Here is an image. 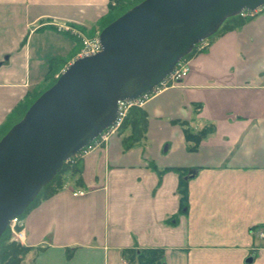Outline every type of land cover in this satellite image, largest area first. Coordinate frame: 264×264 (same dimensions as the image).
<instances>
[{
	"label": "crops",
	"instance_id": "0c3cea01",
	"mask_svg": "<svg viewBox=\"0 0 264 264\" xmlns=\"http://www.w3.org/2000/svg\"><path fill=\"white\" fill-rule=\"evenodd\" d=\"M110 1L0 0V132L97 35ZM189 60L181 82L145 98L140 144L110 133L27 212L28 261L126 264V249L162 248L161 264H264V6ZM182 123L213 131L190 150ZM177 170L189 177L184 212Z\"/></svg>",
	"mask_w": 264,
	"mask_h": 264
},
{
	"label": "water",
	"instance_id": "95a60500",
	"mask_svg": "<svg viewBox=\"0 0 264 264\" xmlns=\"http://www.w3.org/2000/svg\"><path fill=\"white\" fill-rule=\"evenodd\" d=\"M264 0H141L98 34L0 138V238L64 163L117 119L118 101L158 88L176 63L229 17Z\"/></svg>",
	"mask_w": 264,
	"mask_h": 264
},
{
	"label": "trees",
	"instance_id": "16d2710c",
	"mask_svg": "<svg viewBox=\"0 0 264 264\" xmlns=\"http://www.w3.org/2000/svg\"><path fill=\"white\" fill-rule=\"evenodd\" d=\"M131 1L132 0H111L109 4V9L111 11L116 6L117 7L120 6L123 8L124 5H127V7H125L120 12V14L117 15L119 16L122 13H124L126 10H128L130 7L140 2L141 0L134 3H131ZM117 16L108 20V22H106V24H103L102 27L106 26ZM248 19L250 18H242L239 15L229 17L222 23V25L217 30V32H215L207 39H211L213 36H216L218 34L230 30H235ZM197 52L198 49L197 46H195L194 49L189 54L184 56V58H190ZM51 79L53 80L54 77ZM24 102L25 100L15 107L14 111H17V113L19 112V116L16 117L15 121H13L11 124H8V127L5 130H3V132H0V138L6 133V131L11 127L12 124L16 123L22 117V115L25 113L27 108L32 103L31 102L30 104L25 105L23 104ZM182 124H184L183 125L184 136L188 142V148L190 150L196 149L199 142L207 134L213 131V126L209 124L205 125L199 130H193L189 125L185 123ZM118 133L121 135V141L124 149L127 150L140 144L144 140L146 135L145 110L141 106H132L128 110V113L121 127L118 130ZM80 170L81 169L78 165L77 155H74L66 163H64L60 172L53 178V180H51L47 185H45L42 188V190L39 192L37 197L33 200V202H31V204L24 211V213L19 215V217L23 219L27 214V212L33 206H35L40 200L49 198L52 195H54L56 192H58L65 184L63 174L67 172L69 175L77 176L80 174ZM177 171L178 174L180 175L179 184H178L179 200L181 205V211L184 212L188 201L187 179L189 177L188 175H186V172L181 170H177ZM31 250L32 249L30 247L23 245L21 242L11 240L9 229L7 228L3 232L0 238V264H32L33 262L32 259L28 262L26 261V257ZM123 256L126 261V264H161L162 260L164 259V250L162 248L126 249L124 250Z\"/></svg>",
	"mask_w": 264,
	"mask_h": 264
},
{
	"label": "built area",
	"instance_id": "2783aa9c",
	"mask_svg": "<svg viewBox=\"0 0 264 264\" xmlns=\"http://www.w3.org/2000/svg\"><path fill=\"white\" fill-rule=\"evenodd\" d=\"M262 8V7H261ZM261 8H258L254 11H250V10H242L238 15L241 16L242 18H252L255 16V14L261 10ZM59 29H67V27H65L64 25L59 26ZM82 49L78 55V57H84V56H91L96 54L97 52L100 51L101 47H100V43L98 40V36L92 38V39H83L82 40ZM207 47V40H203L200 43L197 44V49L198 50H204ZM190 71V60L189 58H182L180 59L173 71L167 76V78L160 83V85L162 86H168V85H175L179 82H181L184 77H186V75L188 74V72ZM160 88V86L158 87V89ZM149 94H144L143 96H141L138 99L135 100H123V101H118V115H117V119L114 122V124L109 127L107 130H105L91 145H88L85 149H83L82 151H85L86 149L90 148L92 145L94 144H99L102 141H105L108 138V135L111 133H116L118 132L119 128L121 127L127 113L128 110L132 107V106H141L145 100V98L148 96ZM85 193V191L83 190H78V191H74L73 195H83ZM22 227H23V220L22 218H20L19 216H16L14 218H12L9 222L8 228L10 230V232L12 233V237L16 240L21 242L24 238L23 235V231H22ZM259 236L264 238V231L259 232Z\"/></svg>",
	"mask_w": 264,
	"mask_h": 264
},
{
	"label": "rangeland",
	"instance_id": "374dc122",
	"mask_svg": "<svg viewBox=\"0 0 264 264\" xmlns=\"http://www.w3.org/2000/svg\"><path fill=\"white\" fill-rule=\"evenodd\" d=\"M137 1H139V0H132L131 3H134V2H137ZM125 7H127V5H124L123 8L120 7V6H118V7L116 6V7H114L113 10H111V11L108 12V13H109L108 16H105L104 18L100 19V21L97 22L98 26L94 27V28H97V35L93 36V35H92L93 33H90V34L87 33V36H86L85 38H86V39H92V38L98 36L99 32H100L101 29L103 28L102 25H103V24H106V22H108V20H110L111 18H113V17L117 16L118 14H120V12H121ZM109 10H110V9H109ZM196 46H197V45H196ZM47 64H48V63H47ZM62 71H63V70H62ZM62 71H61V72H62ZM61 72H60V73H61ZM60 73L57 74L56 76H54V79H53V80L50 79V81H49L48 83H46V85H45L46 87H44V88H43L38 94L33 95V96L30 97L29 99H26L25 102H24L23 104L28 105V104H30L33 100H35L37 96H39V95H40L45 89H47L48 87H50V86L53 84L54 81H56V79H57V77L60 75ZM159 86H160V87H163V86L160 85V84H159ZM159 86H158V87H159ZM157 89H158V88H157ZM157 89H156V90H157ZM150 94H151V93H150ZM16 116H17V117L19 116V112L16 113ZM13 117H15V115H14ZM13 117H12V118H13ZM15 119H16V117H15L13 120H11V121L9 122V124H11L13 121H15ZM12 125H13V124H12ZM12 125H11V126H12ZM7 127H8V126H7ZM7 127H5L4 130H5ZM68 176H69V174H68L67 172H66L65 174H63V177H64V181H65V182H67V180L69 179ZM8 229H9V228H8ZM9 234H10V239L13 240V241H16V240L12 237V233L10 232V230H9ZM29 259H30V258H29V256H28L27 259H26V261L28 262Z\"/></svg>",
	"mask_w": 264,
	"mask_h": 264
}]
</instances>
